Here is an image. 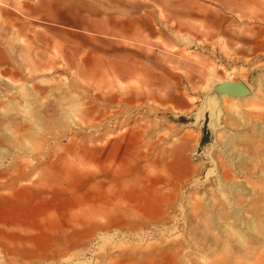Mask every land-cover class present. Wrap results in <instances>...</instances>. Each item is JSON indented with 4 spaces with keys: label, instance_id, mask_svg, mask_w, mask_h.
<instances>
[{
    "label": "rangeland",
    "instance_id": "1",
    "mask_svg": "<svg viewBox=\"0 0 264 264\" xmlns=\"http://www.w3.org/2000/svg\"><path fill=\"white\" fill-rule=\"evenodd\" d=\"M0 264H264V0H0Z\"/></svg>",
    "mask_w": 264,
    "mask_h": 264
},
{
    "label": "bare ground",
    "instance_id": "2",
    "mask_svg": "<svg viewBox=\"0 0 264 264\" xmlns=\"http://www.w3.org/2000/svg\"><path fill=\"white\" fill-rule=\"evenodd\" d=\"M248 90H249V87L241 81H237V80L235 81H230V80L213 81L211 83L210 92L205 94L204 99L201 103L199 115L201 116L203 112L206 110L209 113V118L211 116L213 119H215V122H216L217 120H219L218 117L222 110L221 109L222 96L225 97L226 95H230V96H233V98L242 99L245 95H249L251 93V91L248 92ZM232 93H235L236 95H232Z\"/></svg>",
    "mask_w": 264,
    "mask_h": 264
},
{
    "label": "crops",
    "instance_id": "3",
    "mask_svg": "<svg viewBox=\"0 0 264 264\" xmlns=\"http://www.w3.org/2000/svg\"><path fill=\"white\" fill-rule=\"evenodd\" d=\"M233 40H234V39H232V40L227 39V40H226V43H227V41L229 42V41H233Z\"/></svg>",
    "mask_w": 264,
    "mask_h": 264
},
{
    "label": "water",
    "instance_id": "4",
    "mask_svg": "<svg viewBox=\"0 0 264 264\" xmlns=\"http://www.w3.org/2000/svg\"><path fill=\"white\" fill-rule=\"evenodd\" d=\"M242 84V83H241ZM245 93V92H244ZM232 95H236L235 93H232ZM242 95V94H241Z\"/></svg>",
    "mask_w": 264,
    "mask_h": 264
}]
</instances>
